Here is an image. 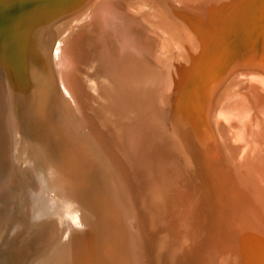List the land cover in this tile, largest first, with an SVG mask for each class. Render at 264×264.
Masks as SVG:
<instances>
[{
	"label": "rangeland",
	"instance_id": "rangeland-1",
	"mask_svg": "<svg viewBox=\"0 0 264 264\" xmlns=\"http://www.w3.org/2000/svg\"><path fill=\"white\" fill-rule=\"evenodd\" d=\"M67 1L0 0V97L7 103V108H5L8 110L13 128L14 139L11 158L15 171L8 183L11 188L15 186L16 189H13L16 191L18 200L6 206L0 205V264H229L227 262L237 253L231 255L234 252L232 249L237 247L238 235H241L239 231L233 230L230 226L234 222L233 218L240 219L239 215L243 216L241 217L242 221L247 222L244 228H247V231L248 228H251L249 231H253V233L248 232L249 236L254 239L256 247L259 252L263 253H260L263 257L264 214L261 211L262 216L257 213L259 209L255 210L257 207L252 201L254 196L249 195L251 194L249 189L242 185L240 179L238 180L240 176L236 178V175L241 173L239 168L241 165L238 163L247 157H250L254 162L256 161L258 166L264 167V139L261 135L264 131L263 119L259 117L261 113L258 108L262 101L256 95L257 87L264 85V77L261 75V69L259 72L257 70L252 71L249 67L251 59L256 57L260 49L255 47L254 49L243 48L239 50L236 39L243 33L240 27L234 28L232 24L234 16L244 0H140L144 4H141L139 0H71L72 2L69 4ZM210 3L211 7H209ZM98 4L99 6L95 7ZM148 5L150 6L147 7ZM249 7L246 8L248 9L246 12L244 11L248 15V12L253 11ZM102 8L115 17L117 15L119 20L126 21V23L129 20V24H127L132 31L136 32L134 34L137 35L139 41H145L144 43L152 45L159 54L166 56L169 59L167 61L169 66L173 67L172 69L176 71L179 77V84H185V92L190 90L186 93V99L183 96V102L185 101L186 108L193 114V122L196 120L197 124L193 125L194 130L200 128L196 132L194 131L195 135H199L198 140L204 141V144L200 141L201 146L199 144L202 153L199 155L195 153L196 156L194 155L195 162H198L197 166L200 167L201 172L195 170V167L193 168L181 131L177 129L178 122L181 121L182 117L180 113L176 114L179 109L178 101L176 102L177 107L169 105L165 108L169 114L164 111V113L166 112L165 121L162 124V128L166 131L164 132V142L169 144L171 139L172 141H180L184 157L183 162L186 164L184 167H187V175L182 180V184L187 185L188 183L190 186H195L199 182V186L205 194L207 208H209V204L213 205L218 201L215 197L217 192L215 191V193L211 188H208L204 178L205 175L209 179L215 178L212 173L214 165L211 166L210 160L206 161V158L210 157V154L207 153L211 145L212 157L218 160L222 166L223 194L221 196L226 204V212L234 216L226 219L227 230L223 228V222L218 223V220L215 219L214 230L211 233L208 231L205 234L202 233L205 224L200 225L197 214L199 211L195 207H191L188 199L187 206L181 207V210L171 208L164 203L166 208L163 215L159 218L152 216L150 205L159 206L164 202V199L160 194L157 195L153 192L154 201L152 203L149 202L150 198L141 195V188L145 190L144 183L137 177L136 168L128 159L125 151L122 150L124 144L119 122L107 112V102L101 91L102 86L107 83L102 75L98 60L99 36L104 18L93 20V17L98 13L99 10L97 11V9L101 10ZM249 9L251 10L249 11ZM212 10L217 12H212ZM1 12L6 13L3 15L4 17H2ZM157 13L161 14L158 15ZM224 14L228 15V18ZM242 14L244 13L242 12ZM91 17L92 19H90ZM153 17L154 19H152ZM119 20L114 19L115 24ZM255 21L257 22V19ZM255 21L253 19L251 23H255ZM255 25L256 23L254 27H256ZM167 26L168 28L172 27V31L171 28L167 29ZM136 27L138 29H135ZM86 28L87 30H85ZM188 30L189 32H186ZM226 43L230 45V50L224 56V72H229L230 67L235 62L242 63L244 60V62L249 60L246 63L243 62L244 72L227 73L219 88L212 91L210 82L204 87L205 75L212 63L215 62L214 57L225 52ZM66 52L68 55L67 66L73 72L80 93V108L71 102L64 89V65H61L60 61H63ZM237 58H240L239 62ZM212 60L214 61L211 63ZM200 70H203L204 73ZM78 73L79 75H77ZM101 78L103 81H100ZM201 86L204 90L202 91L208 93L205 95L208 97L203 99V103L207 104L209 109H213L212 112L207 110L203 117L200 112L198 113L199 110L195 108L196 106H193L195 105L196 91L202 88ZM89 92L90 94H88ZM97 100L98 102H96ZM62 102L63 104H61ZM183 102H181V106H183ZM3 106L4 104L0 101V108L2 109ZM227 120L231 121L228 122ZM200 122L202 126L198 125ZM124 125L125 121L123 120L121 123L122 130ZM181 126L182 123L180 128ZM205 127L208 128L207 131H205ZM256 128L258 131H255ZM87 131L88 133L90 131L95 133L93 135L91 132L87 136ZM170 133L171 135H169ZM203 134L205 137H200ZM251 136H255L256 140H254L257 145ZM96 137L97 140L102 138L100 143L98 141L101 147L95 140ZM205 140L208 141L209 146L206 145L207 141ZM248 142L251 146H248ZM165 143L164 145H166ZM237 143L243 147H239ZM203 145L208 146V148L205 146L202 148ZM217 146L218 148H216ZM108 147L113 148L108 149ZM258 147L260 151H258ZM221 148H223L222 151ZM251 148L254 151L257 149L258 155ZM199 149L193 151L199 152ZM77 151L80 153V157H78ZM214 151L219 152L221 156L217 157L218 155L216 156ZM82 153L84 156L86 155V158L83 156L82 159ZM108 153L109 157L107 156ZM222 154L228 156V158L225 156L227 160L225 157L223 158ZM112 155L113 158L111 159L110 156ZM230 162L232 163L230 164ZM83 164L85 165L83 166ZM116 166L121 167L117 168ZM72 167L75 168V171L71 170ZM238 169L239 172H237ZM203 174L204 176H202ZM211 176L212 178H210ZM239 181L240 183H237ZM209 184L212 185L213 183ZM137 190L140 191V194ZM137 197L139 198L137 199ZM251 201L254 202V205ZM142 204L144 205L142 206ZM128 209L132 211L130 212ZM241 211L242 215H236L237 212L241 213ZM20 212L21 214H19ZM250 212L253 213L250 215ZM181 213H185L184 223L180 217L183 216ZM19 215L26 216V223L22 227L16 226ZM175 215L179 221H175L176 217H173ZM252 217L256 218L251 219ZM170 219H173L176 225L174 222H170ZM249 221L252 226L249 225ZM256 221L260 223L255 225ZM129 222L135 224V227L133 228ZM259 232L263 233L260 234L262 236L258 234ZM132 234L133 236H131ZM254 236H258L259 240H255L258 237ZM166 242L169 243L167 246ZM235 251H238V248ZM244 262L248 264L246 256Z\"/></svg>",
	"mask_w": 264,
	"mask_h": 264
},
{
	"label": "bare ground",
	"instance_id": "bare-ground-1",
	"mask_svg": "<svg viewBox=\"0 0 264 264\" xmlns=\"http://www.w3.org/2000/svg\"><path fill=\"white\" fill-rule=\"evenodd\" d=\"M52 1V0H51ZM59 1V0H58ZM101 1V0H100ZM108 1V0H107ZM138 1V0H137ZM136 1V3H137ZM70 2H72L71 0H68L67 3L69 4ZM95 2V1H94ZM140 2V0H139ZM46 3V2H45ZM100 3V2H98ZM122 3V2H120ZM141 4H144L143 2H140ZM214 3V2H213ZM242 5L239 6L234 19H233V26L234 28L240 27L241 28V32L243 33L242 35L237 37V41H238V47L239 50L243 49V48H252L254 49L255 47L260 49L258 51V54H256V57L251 59L250 62V70L252 71H260L259 69H261V75L264 77V0H244L242 1ZM9 4V3H8ZM94 5V3H92ZM125 4V3H123ZM139 4V3H138ZM184 4V2H183ZM92 5V6H93ZM105 5V4H104ZM107 5V4H106ZM128 5V4H127ZM140 5V4H139ZM211 3L209 4V7ZM213 5V4H212ZM98 5H96L95 7H98ZM103 6V4H102ZM145 6V5H143ZM150 5H148L147 7H149ZM185 6V5H184ZM248 6H250L249 8H252L253 11L248 14H246L245 12L248 10L246 9ZM3 7V6H2ZM104 7V6H103ZM106 7V6H105ZM136 7V6H135ZM92 8V7H91ZM127 8V7H126ZM96 9V8H95ZM103 9V10H102ZM97 9L98 13L95 15V17H93L94 19H103L104 22L102 23L103 26L101 27V35L99 36V48H98V60H99V65L100 68L102 70V75L105 77L107 83H105L102 88V95L105 97L106 99V110L107 112H109V114L115 118L118 122H119V128L121 130V138L123 140V144H124V150L128 159L131 161L132 165L136 168L137 177H139L142 181H143V185L145 187L141 192V195L143 194V196H146L145 198H150L149 202L154 201L153 198V192L154 194H160V196H162V198L164 199V202L159 206H152L151 209V214L152 216H155L156 218H159V216L163 215V212H165V204L166 203L168 206H170L171 208H181L183 206H187V199L189 200V204L191 205V207H195V209H198L199 213V223L200 225H204L202 229V233L205 234L206 231H208V233H211L214 230V221L215 219L218 220V223L223 222L222 226L224 229L227 230V226L225 224L226 219L228 220L229 218H233L234 216H231V214H229V212H226V204L223 201L222 198V194H223V171H222V166L221 163L214 159L212 157V147L211 145L209 146V143L207 140L206 145L208 144V146L210 147L208 150L207 154H210V157L207 159L206 161L210 160L211 162H209L212 165H214L212 168L213 171V176H215V178L213 179H209L207 178V176L204 174L202 176H204L206 183L208 185V188H211L212 191H216V195L215 197L218 199L217 202H215L213 205L209 204V208H207L206 204V199H205V194L203 189L201 188V186H199V182L195 184V186H190L188 185H184L182 184V180H184L185 176L187 175V167L184 165H186L183 162V151H182V145L180 143V141H172L168 142L169 144H166L164 142V136H165V129L162 128V124L165 121V114L166 112V107L169 105H173L174 107H177V101H178V111H177V115L180 113L181 114V121L178 122V126L177 129L178 131H181L182 134V138L184 140V143L186 144V147L188 149V152L190 154L191 160H192V165L193 168L195 167V170L199 171L200 167L197 166V163L195 162V153H197L198 155L202 153V150H200L199 148V144L201 140H198V136L195 135V132L197 130H199L200 128L198 127V129L195 131L194 130V126L196 123L193 122L192 118H194L193 114L186 108V103L185 101L183 102L184 99H186V93L190 90L186 91L185 88V84H179V80H178V75L176 74V71H174L170 66L169 63L167 62L169 59L164 56L159 54L156 49L152 46L149 45L148 43H144V42H140L137 35H135L134 31H132L129 27V20H128V24L126 23V21L123 20H119V17L117 18L114 15H112L111 13H109L106 9L102 8ZM150 9V8H149ZM213 9V8H212ZM1 10V9H0ZM163 10V9H162ZM251 9H249L250 11ZM96 11V10H95ZM110 11V9H109ZM129 12V10H127ZM147 11V8H146ZM216 11V10H215ZM212 10V12H215ZM245 11V12H244ZM5 12H7L5 10ZM88 12V11H87ZM111 12V11H110ZM114 12V11H113ZM153 12V11H152ZM155 12V11H154ZM199 12V11H198ZM204 12V11H203ZM202 12V13H203ZM211 12V13H212ZM217 12V11H216ZM242 12L244 14H242ZM4 13V11H3ZM2 14V17H4ZM138 14V13H137ZM151 14V13H150ZM153 14V13H152ZM158 15H160L159 13H157ZM200 14V13H199ZM205 14V12H204ZM209 14V13H208ZM214 14V13H212ZM90 15V16H91ZM136 15V13H135ZM154 16H156L155 14H153ZM207 15V14H205ZM204 15V16H205ZM225 15V14H224ZM141 16L143 17V15L141 14ZM175 16V15H174ZM226 16V15H225ZM228 16V15H227ZM226 16V18H228ZM92 17L90 19H92ZM157 17V16H156ZM162 17V16H161ZM161 17H158L161 19ZM179 17V16H178ZM221 17V16H220ZM224 17V16H223ZM222 17V18H223ZM144 18V17H143ZM114 19L119 20L118 23L115 24ZM154 19V17L152 18ZM151 19V20H152ZM157 19V18H156ZM208 19H210L208 17ZM207 19V20H208ZM254 21L257 19L256 23V27H254V24L251 23L252 21ZM146 20V19H145ZM149 20V19H148ZM150 20V21H151ZM89 21V20H88ZM87 21V22H88ZM91 21V20H90ZM221 21V19H220ZM97 22V21H96ZM148 22V21H147ZM163 22V21H161ZM159 22V23H161ZM179 22V21H178ZM90 23V22H89ZM150 23V22H149ZM165 23V22H164ZM212 23V22H211ZM83 24V23H82ZM87 24V23H86ZM163 24V23H162ZM253 24V26H252ZM154 25V24H153ZM156 25V23H155ZM82 26V25H81ZM170 26V25H169ZM210 26V24H209ZM79 27V26H78ZM134 27V26H133ZM211 27V26H210ZM85 28V27H84ZM153 28V27H152ZM167 29L171 28L170 30L172 31V27L168 26L166 27ZM80 29V28H79ZM135 29H138L137 27ZM84 30V29H83ZM87 30V28L85 29ZM134 30V29H133ZM140 30V29H139ZM137 30V31H139ZM71 31V30H70ZM142 31V30H140ZM170 31V32H171ZM144 32V31H143ZM152 32V31H151ZM177 32V31H176ZM186 32H189L186 31ZM146 33V31H145ZM196 33V32H195ZM139 34V32H138ZM147 34V33H146ZM190 34V33H189ZM198 34V33H197ZM74 35V34H72ZM152 35V34H151ZM178 35V34H177ZM236 35V34H235ZM142 36V35H141ZM144 36V34H143ZM142 36V37H143ZM154 36V35H152ZM192 37V36H191ZM201 37V36H199ZM67 38V37H66ZM65 38V39H66ZM116 38V40H115ZM141 38V37H140ZM155 38V37H154ZM158 38V37H157ZM177 38V37H176ZM179 38V37H178ZM202 38V37H201ZM143 39V38H142ZM156 39V38H155ZM199 39V38H198ZM69 40V38H68ZM67 40V41H68ZM230 40V39H229ZM234 41V40H233ZM191 42V41H190ZM230 42V41H229ZM165 44V43H164ZM227 44V43H226ZM67 46V45H66ZM222 46V45H221ZM224 46V45H223ZM226 48L224 49L225 52H223L222 54H220L217 57H214L215 62L212 63L214 60L211 61L212 65L209 68V70L206 73V82L204 84V87H206L207 85H209L211 83L212 86V91L217 90L219 88V85L221 83V81L223 80L224 76L227 75V73H232L235 71H243V61L242 63L239 62L240 58L238 60L239 63L235 64L233 63V65L230 67L229 72L226 71L224 72V56L225 54L230 50V45L227 44V46H225ZM65 48V47H64ZM189 49V47H188ZM190 52V51H189ZM192 52V51H191ZM195 52V51H194ZM64 53V51H63ZM187 54V53H186ZM67 52L66 55H64V59L63 61H60L61 65L63 64V85H64V89L68 94V97H70L71 102L80 108L81 105V100H80V93L78 91V86L75 83V79L73 77V72L72 70L67 66L68 65V57H67ZM96 56V55H95ZM193 56V55H192ZM253 56V54H252ZM194 57V56H193ZM249 57V56H248ZM246 58V57H245ZM244 58V59H245ZM189 59V58H188ZM243 60V59H242ZM249 60V59H248ZM247 60V61H248ZM246 61V62H247ZM188 62V61H187ZM191 62V60H190ZM194 62V61H192ZM244 62V63H246ZM195 64V63H194ZM248 64V63H247ZM229 67V66H228ZM200 68V67H198ZM207 68V69H208ZM78 69V68H76ZM205 69V70H207ZM246 69V68H245ZM249 70V71H250ZM75 71V70H74ZM203 71V70H200ZM79 72V71H78ZM183 72V71H181ZM244 72V71H243ZM246 72V71H245ZM75 73V72H74ZM77 73V72H76ZM204 73V71H203ZM236 73V72H235ZM257 73V72H255ZM180 74V73H179ZM194 74V73H193ZM237 74V73H236ZM247 74V73H246ZM79 75V73L77 74ZM81 75V74H80ZM100 75V74H99ZM192 75V74H191ZM204 75V74H203ZM202 75V76H203ZM234 75V74H233ZM240 75V74H239ZM259 75V73H258ZM244 76V75H243ZM242 76V78H243ZM82 77V76H81ZM97 77V76H96ZM201 77V76H200ZM204 77V76H203ZM245 77V76H244ZM252 77V76H251ZM257 77V76H256ZM261 77V76H260ZM93 78V76H92ZM188 78V77H187ZM240 78V77H239ZM249 78V76H248ZM258 78V77H257ZM262 78V77H261ZM260 78V79H261ZM83 79V78H82ZM99 79V78H98ZM191 79V78H190ZM205 80V78H203ZM231 79V78H230ZM264 79V78H263ZM262 79V80H263ZM86 80V78H85ZM103 81V79L101 78L100 81ZM185 80V79H184ZM234 80V78H233ZM236 80V79H235ZM246 80V79H245ZM84 81V80H83ZM97 81V80H96ZM244 81V80H243ZM248 81V80H247ZM89 82V81H87ZM202 82V81H201ZM210 82V83H209ZM234 82V81H233ZM232 82V83H233ZM242 82V81H241ZM252 82V81H251ZM255 82V81H254ZM209 83V84H208ZM236 83V82H235ZM264 83V81H263ZM89 84V83H88ZM187 84V83H186ZM228 84V83H227ZM244 84V83H242ZM92 85V84H91ZM90 85V86H91ZM199 87V86H198ZM202 87V86H201ZM214 87V88H213ZM236 88V87H235ZM90 89V88H89ZM198 89V88H197ZM99 90V89H97ZM196 90V89H195ZM203 87L199 88V90L196 91V97H195V105H193V102H191V104L197 108L201 113V116L203 117L204 113H206L207 110H212L213 109H209L207 107V104L203 103V99H205L208 96L207 95V91L203 92ZM207 90V89H206ZM238 90V89H236ZM242 90V89H241ZM211 91V92H212ZM235 91V89H234ZM92 92L93 89H92ZM242 93V91H240ZM256 95L258 96V99H260V101H262V104L258 107L259 111L261 113V119H263V129H264V85H261L260 87H257L256 90ZM90 94V92L88 93ZM185 94V95H184ZM100 95V94H99ZM193 95V94H192ZM195 95V93H194ZM248 95V93H247ZM255 95V94H254ZM61 96V95H60ZM101 96V95H100ZM184 96V99H183ZM95 97V96H94ZM248 97V96H247ZM89 98V97H88ZM84 99V98H83ZM98 99V98H97ZM246 99V98H244ZM85 100V99H84ZM0 101L2 104H4V106L2 107V109L0 108V205L1 206H6L8 204H11L17 200V194L16 191L14 189V187H10L9 186V179L11 178L12 174H14L13 172L14 167L12 164V146H13V128H12V124L9 118V114H8V110L7 108V103L4 101V99L2 97H0ZM103 101V100H102ZM101 101V102H102ZM189 101V99H188ZM205 101V100H204ZM98 102V100L96 101ZM181 102H183V106H181ZM232 102V101H231ZM63 104V102L61 103ZM101 104V103H100ZM230 104V103H229ZM97 105V104H96ZM102 105V104H101ZM185 105V106H184ZM191 105V106H192ZM211 106V105H210ZM209 106V107H210ZM231 106V105H230ZM6 107V108H5ZM97 107V106H96ZM4 108V109H3ZM76 108V107H75ZM91 108V107H90ZM194 108V110H195ZM213 108V107H212ZM92 109V108H91ZM95 109V108H94ZM102 109V108H101ZM168 109V108H167ZM96 110V109H95ZM93 110V111H95ZM174 110V109H173ZM67 111V110H66ZM77 111V110H76ZM92 111V112H93ZM164 111H166L164 113ZM65 112V111H64ZM82 112V111H81ZM89 112V111H88ZM98 112V111H97ZM172 113V112H171ZM197 113V111H196ZM174 114V113H173ZM209 114V113H208ZM212 114V113H211ZM66 115H68L66 113ZM79 115V114H78ZM98 115V114H96ZM210 115V114H209ZM84 116V115H83ZM168 116V115H167ZM198 115V117H201ZM212 116V115H210ZM79 117V116H77ZM172 117V116H171ZM174 117V116H173ZM197 117V118H198ZM201 117V118H202ZM233 117V116H231ZM239 117V116H238ZM219 118V117H218ZM73 119V118H72ZM71 119V120H72ZM167 119V118H166ZM174 119V118H173ZM200 119V118H199ZM224 119V118H223ZM231 119V118H228ZM235 119V118H233ZM232 119V120H233ZM85 120V119H84ZM89 120V119H88ZM123 120L125 121V125H124V129L122 130L121 128V123L123 122ZM175 120V119H174ZM208 120V118H207ZM206 120V121H207ZM214 120V119H213ZM222 120V119H220ZM244 120V119H243ZM246 120V119H245ZM91 121V120H90ZM199 121V120H198ZM225 122V120H223ZM228 122L231 120H227ZM248 121V120H247ZM252 121V120H251ZM83 122V121H82ZM173 122V121H172ZM234 122V121H233ZM236 122H237V118H236ZM234 122V123H236ZM239 122V121H238ZM254 122V121H253ZM252 122V123H253ZM84 123V122H83ZM90 123V122H88ZM182 123V126L180 128V125ZM208 123V122H207ZM205 123V124H207ZM215 123V122H214ZM222 123V122H221ZM240 123V122H239ZM252 123H250L252 125ZM212 124V123H211ZM256 124V123H255ZM198 125H201V122L198 123ZM197 125V126H198ZM209 125V123H208ZM233 125V124H232ZM213 126V125H212ZM228 126V125H227ZM89 127V126H88ZM251 127V126H250ZM73 128V127H72ZM215 128V127H214ZM234 128V127H233ZM239 128V127H238ZM237 128V129H238ZM206 129V127H205ZM208 129V128H207ZM207 129L205 131H207ZM232 129V128H231ZM235 129V128H234ZM250 129V128H248ZM84 130V129H83ZM94 130V129H93ZM216 130V129H215ZM214 130V131H215ZM261 130V128H260ZM195 131V132H194ZM204 131V133H205ZM236 131V130H235ZM255 131H258V129L256 128ZM92 131H90L89 133L91 134ZM97 132V131H96ZM170 132V130H169ZM201 132V131H200ZM248 132V131H247ZM252 132V131H251ZM88 133V131L86 132ZM89 133L87 136H89ZM95 132H92V134ZM202 133V132H201ZM200 133V134H201ZM229 133L231 134V132L229 131ZM249 133V132H248ZM253 133V132H252ZM258 133V132H256ZM179 134V132H178ZM255 134V133H254ZM261 134V133H260ZM259 134V135H260ZM94 135V134H93ZM171 135V133L169 134ZM210 135V134H209ZM262 135V139H264V131ZM85 136V134H84ZM204 136L200 135V137ZM217 136V134H216ZM238 136V135H237ZM240 136V135H239ZM258 136V135H256ZM99 137V136H98ZM173 137V136H172ZM205 137V136H204ZM210 137V136H209ZM252 137V136H251ZM85 138V137H84ZM93 138V137H92ZM95 138V137H94ZM117 138V136H116ZM212 138V137H211ZM214 138V137H213ZM253 141H255V136L252 137ZM261 139V137H259ZM91 139V138H89ZM102 138H100L101 140ZM112 139V138H111ZM118 139V138H117ZM205 139V138H203ZM236 139L238 140V137H236ZM241 139V137H240ZM243 139V138H242ZM250 139V138H249ZM255 139V140H254ZM79 140V139H78ZM94 140V139H93ZM97 140V137L96 139ZM100 140H97V143L99 141V143L101 142ZM235 140V139H234ZM251 140V139H250ZM92 141V140H91ZM199 141V142H198ZM219 141V140H218ZM217 141V143H218ZM233 141V140H232ZM239 141V140H238ZM258 141V140H257ZM264 141V140H263ZM262 141V142H263ZM119 142V141H118ZM122 142V141H121ZM202 143L204 141H201ZM235 142V141H234ZM243 142V141H242ZM245 142V141H244ZM256 142V141H255ZM261 142V141H260ZM261 142V143H262ZM90 143V142H89ZM98 143V144H99ZM103 143V142H102ZM113 143V142H112ZM164 143L166 145H164ZM264 143V142H263ZM77 144V143H76ZM114 144V143H113ZM122 144V145H123ZM204 144V143H203ZM235 144V143H234ZM245 145V143H242ZM249 144V142H248ZM260 144V143H259ZM105 145V143H104ZM108 145V144H107ZM119 145V144H118ZM218 145V144H217ZM238 145V143H237ZM257 145V142H256ZM261 145V144H260ZM79 146V145H78ZM81 146V145H80ZM93 146V145H92ZM99 146L101 147V145L99 144ZM103 146V145H102ZM111 146V145H110ZM201 146V144H200ZM205 145H203L202 148H204ZM208 146H205L208 148ZM220 146V145H218ZM218 146L216 148H218ZM239 146V145H238ZM248 146H251L250 144ZM264 146V145H263ZM99 147V148H100ZM117 147V146H115ZM222 147V146H221ZM239 147H243V145L239 146ZM260 147V146H259ZM258 147V149H259ZM80 148V147H79ZM98 148V149H99ZM104 148V147H103ZM113 148V147H112ZM109 148L108 149H112ZM123 148V147H122ZM220 148V147H219ZM254 148V147H253ZM251 148L253 151L254 149ZM257 148V147H256ZM255 148V149H256ZM83 149V148H81ZM97 149V148H96ZM197 150L199 152H194L193 150ZM223 148H221L220 150L222 151ZM244 149V148H243ZM250 149V148H249ZM249 149L248 152H249ZM15 150V149H14ZM101 150V149H100ZM117 150V148H116ZM120 150V149H119ZM205 150V149H204ZM216 150V149H215ZM218 150V151H220ZM229 150V149H228ZM240 150V149H239ZM264 150V149H263ZM76 151V149H75ZM106 151V149L104 150V152ZM110 151V150H109ZM112 151V150H111ZM118 151V150H117ZM116 151V152H117ZM220 151V152H221ZM242 151V148H241ZM251 151V150H250ZM260 151V149L258 150ZM103 152V151H102ZM206 152V151H205ZM215 152V151H214ZM225 152V151H223ZM246 152V151H245ZM255 154H257V149L256 151H254ZM253 152V153H254ZM263 152V151H262ZM261 152V153H262ZM15 153V152H14ZM78 153V151H77ZM85 154V152H83ZM82 153V159L86 156H84ZM110 153V152H109ZM109 153L107 154V156L109 155ZM216 153V152H215ZM251 153V152H249ZM101 154V151H100ZM106 154V152H105ZM118 154L119 151H118ZM204 154V153H203ZM206 154V155H207ZM233 154V153H232ZM240 154V153H239ZM253 154V155H255ZM76 155V154H75ZM78 157H80V153H78ZM111 155V153H110ZM115 155V154H114ZM125 155V154H124ZM125 155V156H126ZM195 155V156H194ZM197 155V156H198ZM205 155V154H204ZM217 157H220L221 154L218 152L215 154ZM223 155V154H222ZM235 155V154H234ZM233 155V156H234ZM241 155V154H240ZM258 155V154H257ZM84 156V157H83ZM106 156V155H104ZM119 156V155H117ZM227 156V155H223V158ZM256 156V155H255ZM264 156V155H263ZM77 157V158H78ZM109 157V156H108ZM111 159L113 158V155L110 156ZM121 157V156H120ZM200 157V156H198ZM202 157V155H201ZM262 157V156H261ZM86 158V157H85ZM228 158V156H227ZM239 158V157H238ZM259 158V156H258ZM264 158V157H263ZM66 159V158H65ZM79 159V158H78ZM105 159V158H104ZM110 159V158H109ZM116 159V158H115ZM125 159V158H124ZM226 159V157H225ZM237 159V158H235ZM256 159V158H255ZM85 160V159H84ZM114 160V159H113ZM227 160V159H226ZM65 161V160H64ZM68 163V160H66ZM112 161V160H110ZM115 161V160H114ZM126 161V160H125ZM231 161V160H230ZM264 161V159H263ZM97 162V161H96ZM113 162V161H112ZM116 162V161H115ZM114 162V164H115ZM120 162V161H119ZM229 162V160H228ZM237 162V160H236ZM256 162V161H255ZM250 157H247L245 159H243L240 163L241 167L240 168V175H236L238 178L240 176V178H238V180L240 179L242 185H244L245 187H247V189H249V191L251 192V194L249 195H253V200L255 202L256 205V209H259L257 213L260 214V211L264 214V167H260L255 163ZM260 163H262L261 161H259ZM66 163V162H65ZM84 163V162H82ZM129 163V162H128ZM184 163V164H183ZM232 162H230L231 164ZM120 164V163H119ZM123 164V163H122ZM202 164V163H201ZM209 164V165H210ZM263 164V163H262ZM70 166H72V164H69ZM74 165V164H73ZM85 164H83L84 166ZM199 165V164H198ZM204 165H206L204 163ZM264 165V164H263ZM69 166V167H70ZM118 166V165H117ZM116 166V167H117ZM227 166V163H226ZM121 167V166H120ZM117 167V168H120ZM79 168V167H78ZM82 168V167H81ZM238 168V167H237ZM73 169V167L71 168V170ZM80 169V168H79ZM78 169V170H79ZM85 169V168H83ZM82 169V170H83ZM87 169V168H86ZM75 171V168L73 169ZM121 170V169H120ZM208 170V169H206ZM211 170V169H210ZM209 170V171H210ZM122 171V170H121ZM72 172V171H70ZM116 172V171H115ZM123 172V171H122ZM201 172V170H200ZM239 172V169L238 171ZM236 172V173H237ZM69 173V172H67ZM76 173V172H75ZM82 173V171H81ZM121 173V172H120ZM209 173V172H208ZM210 173V174H212ZM66 174V173H65ZM70 174V173H69ZM68 174V175H69ZM74 174V172H73ZM71 174V175H73ZM77 174V173H76ZM88 174V173H87ZM123 174V173H122ZM126 174V173H125ZM202 174V173H201ZM209 174V175H210ZM238 174V173H237ZM67 175V176H68ZM128 175V173H127ZM125 175V176H127ZM32 176V175H31ZM79 176V175H76ZM123 177V176H122ZM31 178V177H30ZM124 178V177H123ZM135 178V176H134ZM187 178V177H186ZM212 178V176L210 177ZM76 179V178H75ZM201 181L202 178L200 177ZM64 180V179H63ZM81 180V179H80ZM119 180V179H118ZM128 180V179H127ZM20 182V180H18ZM139 181V179H138ZM186 181V180H185ZM237 182V183H240ZM87 182V181H86ZM141 182V181H140ZM188 182V181H187ZM36 183V182H34ZM203 183V181H202ZM209 183H213L212 185ZM228 183V182H227ZM18 185H20L18 183ZM40 185V183H39ZM141 185V184H139ZM138 185V186H139ZM142 185V186H143ZM240 186H242L241 184H239ZM243 186V187H244ZM38 187V186H37ZM141 187V186H139ZM242 187V188H243ZM14 188V189H13ZM225 188V187H224ZM140 189V188H139ZM32 190V189H30ZM39 190V189H38ZM19 191V190H18ZM138 191V190H137ZM145 191V192H144ZM37 192V191H36ZM58 192V191H57ZM140 191H138V194ZM246 192V191H245ZM19 193V192H18ZM34 193V192H33ZM19 195V194H18ZM41 195V194H40ZM128 195V193H127ZM33 196V195H32ZM140 196V195H139ZM142 197V196H141ZM159 197V196H158ZM248 197V195H247ZM250 197V196H249ZM32 198V197H31ZM39 198H41L39 196ZM38 198V199H39ZM139 197H137L138 199ZM252 198V197H251ZM246 199V198H245ZM140 200V199H139ZM145 200V199H144ZM249 200V198H248ZM129 198H128V202H129ZM251 201V202H252ZM37 202V201H36ZM148 202V203H149ZM159 202V201H157ZM249 202V201H248ZM254 202L253 205H254ZM144 203V202H143ZM147 203V202H146ZM39 204V203H38ZM107 204V203H106ZM131 204V203H130ZM235 204V203H234ZM245 204V202H244ZM21 205V204H20ZM141 205V204H140ZM144 204H142L143 206ZM248 205V204H247ZM33 207V206H32ZM140 207V206H139ZM254 207V206H253ZM252 207V208H253ZM188 208V207H187ZM33 209V208H32ZM108 209V208H107ZM148 209V208H147ZM176 209V210H179ZM230 209V208H229ZM237 209V208H236ZM130 212L132 210L128 209ZM139 210V209H137ZM181 210V209H180ZM231 210V209H230ZM245 210V209H244ZM252 210L253 209H250ZM254 210V211H255ZM25 211V210H24ZM112 211V210H111ZM145 211V210H144ZM237 211V210H236ZM247 211V210H245ZM18 212V211H17ZM113 212V211H112ZM126 212V211H125ZM142 212V211H141ZM177 212V211H176ZM183 212V211H182ZM209 212H210V216H209ZM231 212V211H230ZM244 212V211H243ZM178 213V212H177ZM246 213V212H244ZM248 213V211H247ZM253 213V212H252ZM250 212V215L252 214ZM21 214V212L19 213ZM100 214V213H99ZM137 214V213H136ZM183 214V213H181ZM185 214V213H184ZM183 214V216H180L182 221L183 218L185 217ZM215 214H216V218H215ZM237 214H241L242 215V211L237 212ZM255 214V213H254ZM112 215V214H111ZM135 215V214H134ZM174 215V214H172ZM177 215V214H176ZM173 216L176 217L175 221H179L177 220V216ZM247 215V214H246ZM249 215V216H250ZM261 215V214H260ZM116 216V215H115ZM130 216V215H129ZM186 216H188L186 214ZM253 216V215H252ZM262 216V215H261ZM140 217V216H138ZM137 217V219H138ZM179 217V218H180ZM238 217V216H237ZM240 219H234V222L231 223L230 228H233V230H237L240 232L241 235H238L239 239L237 242V247L234 248L238 251H235V249H232V252L234 250L232 254H235V257H233L231 260H229L227 263L229 264H247L244 262L245 260V256H246V260H248V264H264V255L263 257L260 255L261 252L258 251L256 244L254 242L253 238H250L249 233H253V231H249L250 229L248 228V231L244 228V225L246 226L247 222H245L244 220ZM26 216L23 217V215H19L16 221V226L17 227H22V225L24 223H26ZM63 218V217H62ZM165 218V217H164ZM172 218V216H171ZM188 218V217H187ZM256 218V217H255ZM255 218H251V219H255ZM136 219V221H137ZM148 219V218H147ZM172 219V220H173ZM190 219V218H189ZM259 219V218H258ZM263 219V218H262ZM262 219H261V223H262ZM143 220V219H142ZM171 220V219H170ZM170 222H174L173 221ZM257 220V219H256ZM141 221V219H140ZM157 221V220H156ZM155 221V223H156ZM189 222V220H187ZM255 222V220H253ZM62 222V220H61ZM120 222V221H119ZM143 222V221H141ZM166 222V221H165ZM185 221H183L184 223ZM253 222V223H254ZM257 222V221H256ZM264 222V221H263ZM130 224H132L131 222H129ZM137 223V222H136ZM149 223V221H148ZM153 223V222H151ZM180 223V222H179ZM182 223V224H183ZM260 223V222H259ZM258 222L255 223L259 224ZM63 224V223H62ZM141 224V223H140ZM150 224V223H149ZM158 224V223H157ZM172 224V223H171ZM175 224V222H174ZM181 224V225H182ZM133 225V224H132ZM131 225V226H132ZM142 225V224H141ZM144 225V223H143ZM176 225V224H175ZM184 225V224H183ZM249 225H251L250 221H249ZM254 225V226H255ZM152 226V225H151ZM178 226V225H177ZM176 226V227H177ZM252 226V225H251ZM259 226V225H258ZM257 226V227H258ZM264 226V225H263ZM16 227V228H17ZM63 227V226H62ZM135 227V224L133 225V228ZM161 227V226H160ZM181 227V226H180ZM195 227V226H194ZM256 227L257 231L258 228ZM261 227V226H260ZM142 228V227H141ZM179 228V227H178ZM183 228V227H182ZM62 229V228H61ZM60 229V230H61ZM195 229V228H193ZM263 229V228H262ZM261 229V230H262ZM55 230V229H54ZM143 230V229H142ZM153 230V228H152ZM158 230V229H157ZM254 230V229H252ZM260 230V229H259ZM260 230V231H261ZM130 231V229H129ZM254 231V232H257ZM41 232V231H40ZM136 232V229H135ZM174 232V231H173ZM249 232V233H248ZM141 233V232H140ZM175 233V232H174ZM264 233V232H263ZM261 232H259L258 234H263ZM39 234V233H38ZM65 234V233H64ZM144 234V233H143ZM156 234V233H155ZM192 234V233H191ZM257 234V235H258ZM55 235V234H54ZM61 235V234H60ZM116 235V234H115ZM140 235V234H139ZM151 235V234H150ZM256 235V234H255ZM258 235V236H259ZM133 236V234L131 235ZM138 236V235H137ZM154 236V235H153ZM158 236V235H157ZM257 236V237H258ZM262 236V235H260ZM139 237V236H138ZM147 237V236H146ZM149 237V236H148ZM253 237V236H252ZM256 237V236H254ZM256 237V238H257ZM264 237V236H263ZM262 237V238H263ZM52 238V237H51ZM61 238V237H60ZM135 238V237H134ZM158 238V237H157ZM184 238V237H183ZM193 238V237H192ZM195 238V237H194ZM261 238V239H262ZM132 239V238H130ZM159 239V238H158ZM187 239V236H186ZM260 239V240H261ZM136 240V238H135ZM140 240V239H139ZM179 240V239H178ZM177 240V241H178ZM188 240V239H187ZM186 240V241H187ZM237 240V239H236ZM255 240H259L255 239ZM51 241V240H50ZM133 241V240H132ZM154 241V240H153ZM159 241V240H158ZM165 241V240H164ZM169 241V240H168ZM264 241V239H263ZM41 242V240H40ZM52 242V241H51ZM135 242V241H134ZM140 242V241H139ZM179 242V241H178ZM259 242V241H258ZM262 242V240H261ZM142 243V242H141ZM162 243V242H160ZM166 242V246H167ZM56 244V243H55ZM84 244V243H83ZM125 244V243H124ZM133 244V243H132ZM131 244V245H132ZM138 244V243H137ZM169 244V243H168ZM173 244V243H172ZM259 244V243H258ZM38 245V244H37ZM135 245V244H134ZM152 245V244H151ZM45 246V245H44ZM84 246V245H83ZM177 246V244H176ZM175 246V247H176ZM50 247V246H49ZM145 247V246H144ZM164 247V246H163ZM170 247V246H169ZM172 247V246H171ZM73 248V247H72ZM130 248V247H129ZM135 248V247H134ZM48 249V248H47ZM110 249V248H109ZM133 249V247H132ZM171 249V248H170ZM177 249V248H176ZM3 250V249H2ZM73 250V249H72ZM174 250V248H173ZM206 250V249H205ZM262 250V249H261ZM34 251V250H33ZM37 251V250H36ZM35 251V252H36ZM40 251V250H39ZM164 252V251H163ZM170 252V251H169ZM175 252V251H172ZM164 254V253H163ZM173 254V253H172ZM206 254V253H205ZM263 254V253H261ZM70 255V254H69ZM181 255V252H180ZM234 256V255H233ZM179 257V256H178ZM232 257V256H231ZM230 257V258H231ZM61 258V257H60ZM142 259V258H141ZM84 260V259H83ZM133 260V258H132ZM126 262V261H125ZM134 262V261H133ZM140 263V262H139ZM130 264V263H129ZM136 264V263H135Z\"/></svg>",
	"mask_w": 264,
	"mask_h": 264
}]
</instances>
